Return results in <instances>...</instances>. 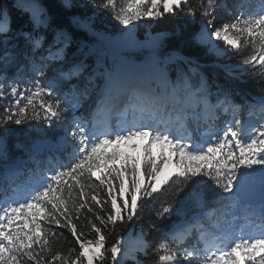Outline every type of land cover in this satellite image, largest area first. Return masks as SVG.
I'll use <instances>...</instances> for the list:
<instances>
[{
    "label": "snow or ice",
    "instance_id": "snow-or-ice-1",
    "mask_svg": "<svg viewBox=\"0 0 264 264\" xmlns=\"http://www.w3.org/2000/svg\"><path fill=\"white\" fill-rule=\"evenodd\" d=\"M61 7L92 11L63 23L37 0L0 3V264H143L140 254L154 264H264V0L254 8L247 0ZM104 13L124 29H98ZM166 17H199L187 39L238 64L184 54L179 25L137 37L140 22ZM135 51L147 52L141 64L128 55ZM207 68L247 74L261 94L236 103ZM93 93L95 106L78 115ZM13 125H27L31 143L10 144ZM158 198V220L179 223L158 242L143 228L133 239ZM65 231L74 243L58 248L69 242Z\"/></svg>",
    "mask_w": 264,
    "mask_h": 264
},
{
    "label": "trees",
    "instance_id": "trees-1",
    "mask_svg": "<svg viewBox=\"0 0 264 264\" xmlns=\"http://www.w3.org/2000/svg\"><path fill=\"white\" fill-rule=\"evenodd\" d=\"M14 0H0V3L7 4L11 6ZM228 4L229 8H232L235 3L239 2V0H225ZM37 3L40 4L43 8H45L50 15L54 18L57 16H61L63 18V23L68 22V17L76 12V13H88L91 14L92 9L89 7L87 9L83 7H76L71 9L70 11H64L61 7V0H37ZM77 3L82 5L84 4V0H77ZM247 3L251 6L256 7L259 4V0H247ZM20 17V13L13 9V18L14 20ZM26 19V16L24 17ZM225 19H228L227 15H225ZM182 29L185 33L186 42L183 44V52L184 54H196L201 60V63L204 64H212L213 62H218L221 64H231L237 65L238 59L232 58L229 59L228 57H221L217 58L215 55H208L206 54V49L200 45H197L194 41L187 39L189 34H194L199 31L200 27V18L196 17L194 20H189L187 24H185L182 18H173V17H166L163 20H146L139 23V27L137 29V37L141 40L144 39L146 32H151L153 36H155L159 32H169L174 33L177 29V26ZM16 25L14 24V27ZM124 25L120 24L119 21L114 20L110 14L104 13L97 19V28L98 29H105L111 33H118L120 30L124 29ZM171 38L169 37V40ZM167 50V49H166ZM129 57L135 61L136 64H141L145 61L147 52L146 51H135L128 53ZM110 60V59H109ZM109 60L106 61L108 64ZM89 65L95 66L94 59L90 58L88 61ZM91 69H89L90 71ZM103 71V69H100ZM210 78L212 77V73L215 72L217 75L214 77L216 82L221 85L228 86L232 89V94L236 103H243L245 99H250L253 96H259L260 86L252 79L249 78L247 74L240 75L239 79H232L226 75L223 69L221 68H207L205 70ZM239 72L240 70L237 69ZM16 72V66H10L7 70V74L11 77ZM27 75V73L25 74ZM103 79L100 78L97 80V84L102 85ZM215 91V89H214ZM96 100V94L93 93L92 100L86 101L83 108L78 111V115L80 113H84L85 115L88 114L90 109L94 107V101ZM223 121L218 122V124H222ZM13 133L10 136V144H15L17 142L22 144H29L35 133L27 126H15L13 125ZM195 134V133H194ZM111 151V149H108ZM16 155H23L22 152L17 150L15 152ZM26 158V156H25ZM127 196V193L125 194ZM167 195V194H166ZM211 198V197H210ZM165 204V200L162 198H158L151 203H149L146 210L141 214L140 219L137 221L135 226L131 229V231H135L136 228L141 230L143 228L144 232L147 234V239L159 241L164 237V233L172 228L174 224L179 223L181 217L179 216H172L164 222H160L157 218L156 213L159 212L162 206ZM191 215V212H189ZM79 223H84L83 218ZM123 228V232L121 235H127L129 229L121 226ZM87 231V229H84ZM65 235L68 236L67 243L62 242L60 245H57L58 248H68L73 245V241L71 236L65 231ZM91 238V237H89ZM114 242L110 241L109 243ZM139 259L143 261V264H154L155 256L145 257L142 254L139 255Z\"/></svg>",
    "mask_w": 264,
    "mask_h": 264
},
{
    "label": "rangeland",
    "instance_id": "rangeland-1",
    "mask_svg": "<svg viewBox=\"0 0 264 264\" xmlns=\"http://www.w3.org/2000/svg\"><path fill=\"white\" fill-rule=\"evenodd\" d=\"M101 30H104V31H106L104 28L103 29H101ZM113 34H116V33H113ZM111 63H112V61L111 60H109V62H108V64L109 65H111ZM134 70H141V69H134ZM143 71H147V69H142ZM103 84V83H102ZM92 100V99H91ZM137 143H139V144H143V141H137ZM153 151L155 152V151H157V149H156V147L154 146V148H153ZM97 175H99V172H97ZM114 183H116V182H114ZM139 232V229L138 228H136V230L135 231H131V234H132V238L134 239L135 238V236H136V234ZM127 236V235H126Z\"/></svg>",
    "mask_w": 264,
    "mask_h": 264
}]
</instances>
